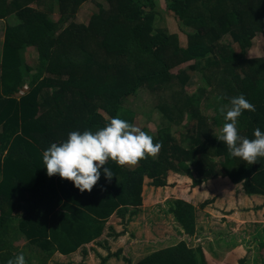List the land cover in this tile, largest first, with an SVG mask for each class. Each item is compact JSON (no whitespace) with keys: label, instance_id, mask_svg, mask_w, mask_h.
Returning <instances> with one entry per match:
<instances>
[{"label":"trees","instance_id":"1","mask_svg":"<svg viewBox=\"0 0 264 264\" xmlns=\"http://www.w3.org/2000/svg\"><path fill=\"white\" fill-rule=\"evenodd\" d=\"M89 1L97 8L89 22L72 21ZM155 1L0 0V20L16 17L5 26L0 50V264L19 253L11 247L12 230L40 264L80 249L85 256V246L102 235L113 215L125 224L138 215L145 179L163 188L169 186V172L191 179V188L228 178L241 185L243 197L264 199V157L253 164L230 157L218 139L225 122L221 109L239 94L255 111H242L238 134L252 139L254 128L264 131V57H247L256 35L264 33V0H164L167 11L192 29L186 45L155 26ZM57 9L54 21L50 14ZM31 47L39 54L35 66L22 56ZM190 73L200 74L206 84L198 95L185 92ZM144 87L160 101L168 99L157 105L165 120L152 135L161 145L157 154L125 169L107 160L101 168L113 176L101 172L84 192L46 174L43 150L70 131H95L117 114L133 124L134 113L123 100ZM185 112L191 121L178 130L174 126ZM170 213L184 233L195 234L191 203L177 199ZM120 253L101 257L100 264ZM135 264L207 260L201 248L179 241Z\"/></svg>","mask_w":264,"mask_h":264},{"label":"rangeland","instance_id":"2","mask_svg":"<svg viewBox=\"0 0 264 264\" xmlns=\"http://www.w3.org/2000/svg\"><path fill=\"white\" fill-rule=\"evenodd\" d=\"M32 5L35 8L39 7L34 1ZM46 5L41 7L46 8ZM96 11L94 2H85L74 18L70 19L87 24ZM153 12L155 26L177 34L181 44L186 45L187 35L192 29L167 11L164 0L155 1ZM50 17L58 21V9L50 14ZM15 18L11 16L0 20V50L4 41L5 26L7 23H15ZM232 46L237 52L241 51L238 44ZM22 56L26 63L35 66L39 54L36 48L31 47L22 50ZM247 57L249 59L264 57V33L256 35ZM205 87L206 84L200 74L190 73L185 92L189 96L198 95L199 89ZM159 98V95L144 87L123 100L124 107L134 113L133 125L151 136L165 123L157 105L160 102H167L168 99L160 101ZM202 107L204 111L205 105ZM190 121V115L185 112L179 126L174 127L183 130ZM121 166L125 169L133 165ZM167 180L169 186L153 188L149 185L150 180L145 179L144 200L138 215L127 224L113 215L105 223L102 235L85 246L87 251L85 256L80 249L70 256L55 255L48 264H100L101 257H107L109 253H116L120 249L119 256L109 257L106 264H129L125 258L135 264L147 255L175 245L179 241H185L190 248H201L207 264H241V260L244 261L243 264H264V207L256 209L264 206L263 198L243 197L241 185L232 184L228 178H216L195 188H191V179L174 172H169ZM177 199L189 202L195 207L196 231L193 236L184 233L183 228L170 213V207ZM206 202V205H202ZM121 232L123 234L117 237L114 235ZM10 238H14L11 247L18 249L19 253L27 250L23 252L26 264H40L36 256L27 249L28 243L23 237H18L12 230Z\"/></svg>","mask_w":264,"mask_h":264},{"label":"clouds","instance_id":"3","mask_svg":"<svg viewBox=\"0 0 264 264\" xmlns=\"http://www.w3.org/2000/svg\"><path fill=\"white\" fill-rule=\"evenodd\" d=\"M226 107V111L221 109L225 122L218 139L224 142L230 157L248 164L257 162L258 157H264V131L254 128L253 138L249 139L237 130V118L242 111H255V105L239 94L231 97ZM160 147L150 134L117 114L95 131H70L65 140L51 143L42 152V162L48 176L58 175L84 192L92 189L101 172L105 178L113 176L108 167L101 168L107 160L117 165H135L146 155L157 154ZM5 264H26L24 253L10 257Z\"/></svg>","mask_w":264,"mask_h":264},{"label":"crops","instance_id":"4","mask_svg":"<svg viewBox=\"0 0 264 264\" xmlns=\"http://www.w3.org/2000/svg\"><path fill=\"white\" fill-rule=\"evenodd\" d=\"M70 255H72V254H70ZM70 255H68V256H70Z\"/></svg>","mask_w":264,"mask_h":264}]
</instances>
